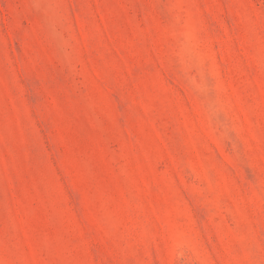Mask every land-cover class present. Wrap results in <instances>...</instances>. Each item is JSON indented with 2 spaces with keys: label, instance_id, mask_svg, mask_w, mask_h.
Instances as JSON below:
<instances>
[{
  "label": "rangeland",
  "instance_id": "374dc122",
  "mask_svg": "<svg viewBox=\"0 0 264 264\" xmlns=\"http://www.w3.org/2000/svg\"><path fill=\"white\" fill-rule=\"evenodd\" d=\"M0 264H264V0H0Z\"/></svg>",
  "mask_w": 264,
  "mask_h": 264
}]
</instances>
